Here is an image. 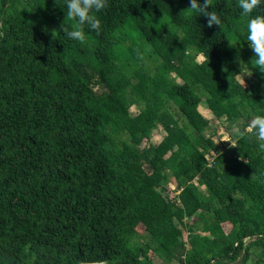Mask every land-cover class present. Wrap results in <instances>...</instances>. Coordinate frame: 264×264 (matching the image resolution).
I'll return each mask as SVG.
<instances>
[{"label": "trees", "instance_id": "16d2710c", "mask_svg": "<svg viewBox=\"0 0 264 264\" xmlns=\"http://www.w3.org/2000/svg\"><path fill=\"white\" fill-rule=\"evenodd\" d=\"M19 2L0 0V264H153L156 249L181 264H264V152L247 132L236 148L209 146L208 121L178 94L215 90L226 122L264 116L238 0H211L222 21L212 28L184 11L188 0H108L84 44L61 30L74 23L66 0ZM228 45L251 74L243 87Z\"/></svg>", "mask_w": 264, "mask_h": 264}, {"label": "clouds", "instance_id": "9594fccd", "mask_svg": "<svg viewBox=\"0 0 264 264\" xmlns=\"http://www.w3.org/2000/svg\"><path fill=\"white\" fill-rule=\"evenodd\" d=\"M67 3V18L74 21L71 25V30L61 25V30L64 36L70 40L84 44L86 42L85 26L87 25L91 31H94L97 36L101 33L102 23L95 13H100L108 7V0H66ZM189 7L184 10L188 13H197L202 15L207 20V27L212 28L214 25H221L222 21L215 11H209L211 0H188ZM261 0H238V7L241 9V16L246 19L247 42L250 49L254 53L252 63L261 71L264 72V15H255L252 13L254 9L260 6ZM53 33H57L53 31ZM251 75V74H250ZM242 83L245 84L244 79ZM245 132L250 133L255 137L258 148L264 152V116L256 115L248 123L246 129H241L238 126L232 128V133L239 139L245 135ZM237 139L231 140L230 146L236 148ZM79 264H111L107 258L103 259H81Z\"/></svg>", "mask_w": 264, "mask_h": 264}, {"label": "rangeland", "instance_id": "374dc122", "mask_svg": "<svg viewBox=\"0 0 264 264\" xmlns=\"http://www.w3.org/2000/svg\"><path fill=\"white\" fill-rule=\"evenodd\" d=\"M37 1L39 3L43 2V0H36V2ZM23 4H25L24 0H20L19 6H21ZM52 15L59 16L60 12L55 11L51 14V16ZM183 44H184V40H182L180 42V45H183ZM223 52H224L225 56L227 57V59L232 61L237 66V68L239 69V73L235 77L237 84H239L241 87L245 86V84L248 83L251 79L250 74L248 72H246V70L244 69L245 58L243 56H241L240 53L230 45L225 47ZM195 60H196V62H199V61H201V57L197 56L195 58ZM143 63L145 66H147L150 69V71H152V64L150 63V60L148 58L144 59ZM174 74H175V69L173 68L169 72V77H172L174 79ZM243 79H244L245 84L242 83ZM174 81H175V83H177V85H181V82L178 79L175 78ZM262 87H264V84H262ZM178 94L182 98H184L190 105L195 106L196 109L198 110V112L208 121L209 130L206 132L205 136H206V139H207L209 146H211V147H215L218 143H226L227 148L230 147L231 140H229V137L231 136L232 139H236V137L232 133V128L234 126H238L241 129H246L248 123L253 118L252 115H250L246 112L243 113L241 118L234 120L233 122H226L225 120L219 118V116L224 111L228 110L229 104H228V102H225L222 104L213 103L212 98H213V96H215L217 94V92L215 90H212V92H210L209 94H205V95L201 96L200 98H197L195 95L191 94L194 96V98H193L191 95H189L187 93L186 89L180 87V89L178 90ZM136 105H134L132 102H130L128 97H125L124 106L127 108V111L130 114L136 113L139 110V108L141 107V105H137V106ZM245 117H249L250 120H246ZM162 135H163V131L159 127H157V128H155V130H153L150 133L147 142L149 144H156L160 140ZM141 146L142 145H140V148H141ZM198 159L199 160L201 159L202 160L201 162L203 164H207L208 162H210L209 157H206V156H205V158L201 157L199 155L192 157L193 162L198 161ZM139 162H141V161H139ZM242 165L244 166V164H242ZM171 181L172 180L169 181V184L164 186V189H162L164 191H161V200L162 201H165L166 198L169 199V198L173 197L172 196L173 195L172 189H174V183ZM165 192H166V194H165ZM170 193H171V195H169ZM176 193H177V191H176ZM221 227H222L223 231L226 233V235L229 236L230 240L234 241L236 233H237L236 225L232 222L224 221V222H222ZM182 239L185 240V235H183ZM252 240H253L252 238H244L242 240L243 245L246 247L248 245V243H250ZM185 247H186V245H185ZM188 250H186V251H188ZM147 255L153 264H181L177 260L171 259L169 256L164 254L163 251L160 249H156L154 252L148 253ZM238 257H240V255ZM238 257L232 263L229 261H223V263L224 264H229V263L230 264H240Z\"/></svg>", "mask_w": 264, "mask_h": 264}]
</instances>
